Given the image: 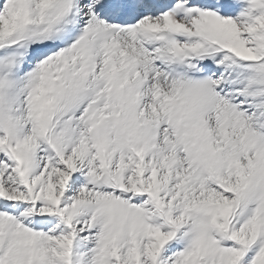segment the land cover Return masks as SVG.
Here are the masks:
<instances>
[{
	"label": "snow or ice",
	"instance_id": "obj_1",
	"mask_svg": "<svg viewBox=\"0 0 264 264\" xmlns=\"http://www.w3.org/2000/svg\"><path fill=\"white\" fill-rule=\"evenodd\" d=\"M0 264H264V0H0Z\"/></svg>",
	"mask_w": 264,
	"mask_h": 264
}]
</instances>
